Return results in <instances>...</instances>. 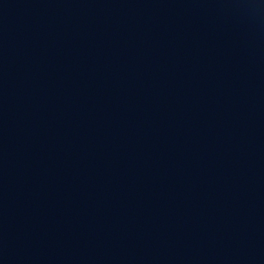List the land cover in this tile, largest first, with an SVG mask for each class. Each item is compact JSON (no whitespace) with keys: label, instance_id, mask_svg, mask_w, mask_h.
<instances>
[{"label":"water","instance_id":"water-1","mask_svg":"<svg viewBox=\"0 0 264 264\" xmlns=\"http://www.w3.org/2000/svg\"><path fill=\"white\" fill-rule=\"evenodd\" d=\"M0 264H264V0H0Z\"/></svg>","mask_w":264,"mask_h":264}]
</instances>
